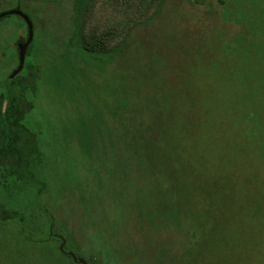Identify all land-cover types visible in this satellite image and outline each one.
I'll use <instances>...</instances> for the list:
<instances>
[{"label":"rangeland","instance_id":"obj_1","mask_svg":"<svg viewBox=\"0 0 264 264\" xmlns=\"http://www.w3.org/2000/svg\"><path fill=\"white\" fill-rule=\"evenodd\" d=\"M14 9L46 184L11 200L35 229L0 221V264H264V0ZM73 34L121 52L102 66ZM27 39L0 18V92Z\"/></svg>","mask_w":264,"mask_h":264},{"label":"trees","instance_id":"obj_2","mask_svg":"<svg viewBox=\"0 0 264 264\" xmlns=\"http://www.w3.org/2000/svg\"><path fill=\"white\" fill-rule=\"evenodd\" d=\"M217 2L225 5L226 0H217ZM71 38L75 48L88 53L97 64L102 66L112 55L121 52L120 47L104 49L97 44L84 42L76 34ZM27 55L28 53L25 55L21 71L13 79L6 81L0 92V221L2 223L12 221L17 224L18 232L22 235L33 229V224L30 220H26L25 207L23 210L13 209L10 202L22 191L31 188H35L40 193L46 184L43 173L44 154L38 133L33 132L23 122L33 109V103L28 100L27 92H35L36 80L39 77L32 69V62L27 59ZM166 144L170 146L172 142ZM153 149L154 147L151 149L152 152ZM157 155L158 158L169 157L162 152V147ZM167 159L173 161L175 157ZM174 164L178 167L177 162ZM61 247L66 250L65 245ZM70 260L73 261L72 258Z\"/></svg>","mask_w":264,"mask_h":264},{"label":"water","instance_id":"obj_3","mask_svg":"<svg viewBox=\"0 0 264 264\" xmlns=\"http://www.w3.org/2000/svg\"><path fill=\"white\" fill-rule=\"evenodd\" d=\"M11 14L19 15V16H21L24 19V21H25V23H26V25L28 27V39L23 45H19V63H18V67L7 77V79L4 80L3 84L6 81H10L11 79H13L18 74L20 69L23 67L26 47L28 46V44H29V42L31 40V37H32L31 24H30L28 18L26 17V15L23 14L20 10L14 9V10H9V11L2 12V13H0V18L3 17V16H6V15H11Z\"/></svg>","mask_w":264,"mask_h":264}]
</instances>
